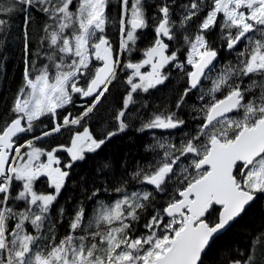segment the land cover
<instances>
[{"label":"snow or ice","instance_id":"6c2138e0","mask_svg":"<svg viewBox=\"0 0 264 264\" xmlns=\"http://www.w3.org/2000/svg\"><path fill=\"white\" fill-rule=\"evenodd\" d=\"M0 93V264H264V0H0Z\"/></svg>","mask_w":264,"mask_h":264},{"label":"trees","instance_id":"16d2710c","mask_svg":"<svg viewBox=\"0 0 264 264\" xmlns=\"http://www.w3.org/2000/svg\"><path fill=\"white\" fill-rule=\"evenodd\" d=\"M7 67L8 77L10 78V86L14 87L16 79H18V70L16 68V61L13 56L10 55L9 60L5 62ZM2 94V93H0ZM160 93L156 94L158 98ZM111 99V98H110ZM110 117L108 114L101 110L96 117H94L92 126L94 128L100 127L102 124L109 122ZM131 138V139H130ZM146 136H141L134 132L129 131L127 135H121L115 139L112 144L108 146L101 153V157H122L125 153L128 154V158L138 159L140 153L142 152L141 144L145 140ZM100 157H92L86 163L81 164L75 169L76 178L80 176H87L90 182L93 179V169L96 166V161ZM81 196L80 188L69 187L62 195L61 201L67 197H72L68 202V210L71 211L72 204L75 203V199ZM262 223H264V197L258 199L253 203V205L247 210V212L234 224L223 236L217 241V246L212 252L209 253V259L217 258L220 249L228 245H239L243 246L247 244L250 238V233L252 229L258 228ZM64 229L61 228L60 232L63 233Z\"/></svg>","mask_w":264,"mask_h":264}]
</instances>
